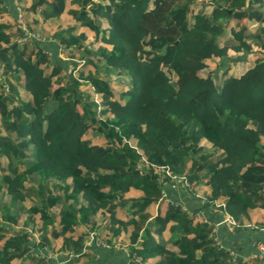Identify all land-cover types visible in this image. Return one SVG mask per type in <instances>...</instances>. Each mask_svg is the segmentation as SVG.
I'll use <instances>...</instances> for the list:
<instances>
[{"label":"trees","instance_id":"trees-1","mask_svg":"<svg viewBox=\"0 0 264 264\" xmlns=\"http://www.w3.org/2000/svg\"><path fill=\"white\" fill-rule=\"evenodd\" d=\"M12 1L0 0V264H98L113 246L91 231L135 264H262L233 245L264 243L257 0L25 2L27 28L55 24L44 44L21 41ZM62 51L78 56L71 71Z\"/></svg>","mask_w":264,"mask_h":264},{"label":"rangeland","instance_id":"rangeland-1","mask_svg":"<svg viewBox=\"0 0 264 264\" xmlns=\"http://www.w3.org/2000/svg\"><path fill=\"white\" fill-rule=\"evenodd\" d=\"M31 0H13L12 1V3L14 4V6H15V8H16V11H17V19H18V21H19V25H20V27L23 29L24 28V26L27 28V26H26V23H25V11L23 10V6H25V2H30ZM207 1H209V0H207ZM211 1H214V0H211ZM218 2H222V3H224L225 4V0L223 1V0H217ZM246 5L247 4H244L243 3V1H239V3L237 4V6L238 7H246ZM197 10H199V8L198 9H195V11L194 12H196ZM210 10H208V9H206V13H208ZM65 14V13H64ZM42 17V18H41ZM61 17H65V19L62 21V23L65 25V24H68V23H70L71 21H70V19L68 18L69 17V15L68 14H65V15H63V16H61ZM39 19H41L42 21L41 22H39V23H37V25L36 26H34V29H30V28H27V30L28 31H30V32H32L33 33V35H34V37L36 38V40H38V41H40V43L41 44H44L43 43V41H44V38L46 39V40H49L50 39V36L49 35H51V33H48L47 35L45 34V32H44V30H45V28L46 27H49V28H52V32H53V29H54V27H55V24H52V23H50L49 22V20L47 19V18H44L43 16H39ZM0 21H2V19H0ZM241 21H243V20H241ZM57 22H59V20H57ZM61 23V24H62ZM258 29L257 28H254L252 31L253 32H255V31H257ZM21 41H22V39H21ZM88 43H90L89 45H90V47H92L93 45L91 44V40H89L88 41ZM218 43L219 44H224L225 43V41H222V40H218ZM47 51V50H46ZM239 55V53H237L236 55H231V57L232 56H234V57H236V56H238ZM58 58L59 59H61V60H66V59H68V62L66 63V67H67V69H68V71H71V69H72V65H73V62L74 61H78V56H76V57H74V58H70V56H67L66 55V53L65 52H60L59 54H58ZM239 58V57H238ZM241 58H243V56H241ZM240 59V58H239ZM67 61V60H66ZM0 70H1V68H0ZM120 77V79L121 80H123V81H127V79L125 78V77H123V76H119ZM55 86V85H54ZM112 86H116V87H119V83L118 82H115V83H113L112 84ZM180 177H184V175L182 174V175H180ZM180 177H178L177 176V178H180ZM176 187H178L177 186V184H176ZM127 195H129V191L127 190V191H125V196H127ZM173 195L174 196H176L177 195V193L176 192H174L173 193ZM167 200V199H166ZM168 201V200H167ZM158 202L157 203H155V210H156V208H157V206H158ZM215 208H217V207H215ZM214 208V209H215ZM16 210V209H15ZM117 214H120V213H117ZM25 215V214H24ZM255 215H257V213L256 212H254L253 214H252V217H250V219L248 220V222H246V225H252V224H254V220H252V219H254V216ZM201 216V215H200ZM225 221H226V225H228V223L230 222V218L229 217H225ZM39 224V223H38ZM92 233H94V231H91L90 232V234H89V236H88V240L89 239H92L91 240V243L92 244H95V245H99V246H103V247H110L111 248V246H113V248H122V249H124V250H126V251H124V253H126V255H128V249H127V246H126V244H125V242L123 243V242H120V241H118V239L117 240H115V241H113V243L112 242H110V241H107V240H103V239H100L99 237H97V240H93L94 239V235L92 234ZM140 237H142V236H140ZM220 241H223L222 239L220 240ZM257 243H259V242H257ZM257 243H256V246H257ZM234 245V244H233ZM258 247V246H257ZM257 252H258V249H257ZM46 254H48V252L46 253ZM243 257H248V256H246V255H244ZM128 263L129 264H135V261L133 260V257L131 256V255H128ZM135 259L136 260H138V258L137 257H135ZM57 264H72V263H70V262H63V261H60L59 263H57ZM75 264H77V263H75ZM80 264V263H79ZM262 264H264V262L262 263Z\"/></svg>","mask_w":264,"mask_h":264},{"label":"crops","instance_id":"crops-1","mask_svg":"<svg viewBox=\"0 0 264 264\" xmlns=\"http://www.w3.org/2000/svg\"><path fill=\"white\" fill-rule=\"evenodd\" d=\"M252 1L253 0H244V4L250 5L252 3ZM255 5L257 8L261 9L262 12H264V0H257ZM63 15H65V14H62V16ZM242 20L245 21L246 19L242 18ZM261 26H262V28H264V24L261 20L255 22V28H257V29L259 28L261 30ZM150 206H151L152 212L154 214H156L155 205L151 204ZM225 235H226V233H225ZM168 236H170V233H163V235H161V237H159V238H166L167 239ZM252 236H254V234L250 235L251 239L245 236V240H240V241L237 240V241H234L233 244H235L236 248H238L240 251H243L246 254H249L250 252H252V248H253V253L255 251L254 254H256L257 253V246L255 244L256 238H254ZM262 237L264 239V234H262ZM221 238L223 240L224 238H226V236L221 235ZM228 244H232V243L228 242ZM104 249H106V248H104ZM107 250L110 252L109 253H106V251H104V253L100 252L101 257H100V261L98 264H129L127 255H126V253H124L122 248H112L110 250L109 249H107ZM120 250L122 253H119ZM84 263L86 264L87 261L85 260Z\"/></svg>","mask_w":264,"mask_h":264},{"label":"built area","instance_id":"built-area-1","mask_svg":"<svg viewBox=\"0 0 264 264\" xmlns=\"http://www.w3.org/2000/svg\"><path fill=\"white\" fill-rule=\"evenodd\" d=\"M24 33L26 35V37H23L22 38V41L26 40V39H36L33 35L32 32L28 31L27 28L24 26ZM38 41V40H37ZM46 39L44 38V41L45 42ZM259 242V243H257ZM257 243V249H258V252L256 253V255H258L259 257L262 258L263 262H264V243L263 242H260V241H256L255 244ZM234 252V251H233ZM232 252V254H233Z\"/></svg>","mask_w":264,"mask_h":264},{"label":"water","instance_id":"water-1","mask_svg":"<svg viewBox=\"0 0 264 264\" xmlns=\"http://www.w3.org/2000/svg\"><path fill=\"white\" fill-rule=\"evenodd\" d=\"M165 49H166V47L164 46L163 49H162V52H164ZM145 234H146V231H143V232H142V235H141V236H142L141 238H143V237L145 236Z\"/></svg>","mask_w":264,"mask_h":264},{"label":"clouds","instance_id":"clouds-1","mask_svg":"<svg viewBox=\"0 0 264 264\" xmlns=\"http://www.w3.org/2000/svg\"><path fill=\"white\" fill-rule=\"evenodd\" d=\"M238 254V253H237ZM262 263H263V260H262Z\"/></svg>","mask_w":264,"mask_h":264}]
</instances>
